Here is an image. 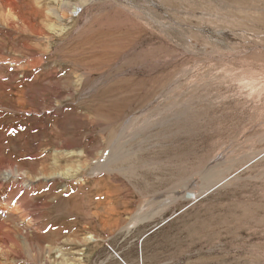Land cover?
Segmentation results:
<instances>
[{"label": "rangeland", "instance_id": "rangeland-1", "mask_svg": "<svg viewBox=\"0 0 264 264\" xmlns=\"http://www.w3.org/2000/svg\"><path fill=\"white\" fill-rule=\"evenodd\" d=\"M10 1L0 76L37 107L10 143L54 188L39 259L264 264V0Z\"/></svg>", "mask_w": 264, "mask_h": 264}, {"label": "bare ground", "instance_id": "bare-ground-1", "mask_svg": "<svg viewBox=\"0 0 264 264\" xmlns=\"http://www.w3.org/2000/svg\"><path fill=\"white\" fill-rule=\"evenodd\" d=\"M9 1L0 0V11H5L10 7ZM7 16H9L8 13ZM34 65H36L35 62H33V67ZM4 70L5 68L0 69V75ZM4 79L5 77L0 76V126H8L5 130H0V249L4 251L6 258L9 256L12 259L10 264H49L47 258L42 260L39 258L41 251L46 252L47 255L52 253V244L45 246L43 228L37 226L43 219L39 210L45 211L50 204L43 203L41 208H37L35 203L41 190H47L48 184L45 181L49 180V175L45 173V159L42 157L43 154L37 152L40 148L39 145L24 154L20 148L16 150V145L10 143V141L13 142L12 138H14L13 126L18 124L20 114L23 112L37 113V107L29 106L30 108H27L28 93L21 83L6 82ZM34 79H37V75L34 76ZM34 83L33 85L36 86ZM34 93L32 94L33 98L39 94L37 90ZM19 136L20 134L17 135V137ZM38 144H42V141ZM5 152L7 154H4ZM14 154H17V157ZM13 157L19 158V161H15L12 159ZM108 157L110 159L107 161L111 162L113 157L111 155ZM27 163L30 165L28 169L24 167ZM114 163H111L112 166ZM50 176L52 177V175ZM53 176L56 178L58 175ZM40 181L43 183L39 184ZM51 188H48L46 192H52ZM45 200L50 203L49 194L46 195ZM6 262L0 261V264H8V259Z\"/></svg>", "mask_w": 264, "mask_h": 264}]
</instances>
